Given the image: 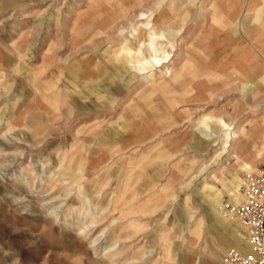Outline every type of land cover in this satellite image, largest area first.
<instances>
[{
	"label": "rangeland",
	"instance_id": "374dc122",
	"mask_svg": "<svg viewBox=\"0 0 264 264\" xmlns=\"http://www.w3.org/2000/svg\"><path fill=\"white\" fill-rule=\"evenodd\" d=\"M127 1L0 0V264H228L250 249L222 204L264 169V0ZM140 10L179 30L173 87L116 64ZM207 114L240 135L224 154V132L194 130Z\"/></svg>",
	"mask_w": 264,
	"mask_h": 264
},
{
	"label": "bare ground",
	"instance_id": "6f19581e",
	"mask_svg": "<svg viewBox=\"0 0 264 264\" xmlns=\"http://www.w3.org/2000/svg\"><path fill=\"white\" fill-rule=\"evenodd\" d=\"M147 13H150V11L145 12L140 10V12H138V17L136 19L138 25L135 29H133L130 32V34L126 36L125 46L122 47L120 50H118L119 51L118 55L120 59L116 57V64L126 65L127 63L128 66L135 69L136 73L141 76L142 74H149V78L145 77L143 79L169 78L170 80L169 79H167L168 81L165 80L163 82V85L164 86L168 85L173 87V84H171L172 83L171 80L173 81L174 78L177 77L176 75L179 70L177 71L169 63L170 52L166 50L168 48L173 50V48L175 47L177 52H181V48L179 47L178 41L172 38V36L174 38L175 36H177L179 30H173V31L171 30L172 32L167 34L166 30L170 31V29H168L170 28L169 20L162 16L156 17L155 19V16H153L154 14H147ZM247 37L248 39L250 38L249 33ZM233 51H235L234 53V56H236L235 61L242 62L241 61L242 59L238 55V52L236 53L235 49ZM221 54L223 56L227 55L226 50L222 51ZM255 65L256 64L250 65L249 70H254ZM162 67L164 68L163 71L161 69ZM238 67H237L238 71L240 73L243 72L242 71L244 70L243 65ZM154 69L159 70V73L156 76L155 74L150 73V71H153ZM232 129L233 128H231V125L226 120L208 114L201 117V119H199V121L196 122L194 125V130H198L201 133L209 132V136L211 135L210 136L211 138L219 137L220 134L224 132L223 133L224 138L222 139L223 149L217 155L224 154L225 152L224 148L228 147L230 138L237 139L240 137V135H238L236 131H231ZM232 159H234V156H232ZM224 167H226V165ZM245 168L250 170V167L247 164H244L242 166V169ZM237 169H239V167ZM230 180H232V178H230ZM227 213L232 214L230 211H228ZM241 249L248 250L247 247L244 246L241 247Z\"/></svg>",
	"mask_w": 264,
	"mask_h": 264
},
{
	"label": "built area",
	"instance_id": "2783aa9c",
	"mask_svg": "<svg viewBox=\"0 0 264 264\" xmlns=\"http://www.w3.org/2000/svg\"><path fill=\"white\" fill-rule=\"evenodd\" d=\"M228 159L225 162L227 166ZM239 192L243 196L241 203L226 201L222 208L230 211L240 222L245 239L250 247L248 251H231L227 256L230 264H264V169L244 177Z\"/></svg>",
	"mask_w": 264,
	"mask_h": 264
},
{
	"label": "crops",
	"instance_id": "0c3cea01",
	"mask_svg": "<svg viewBox=\"0 0 264 264\" xmlns=\"http://www.w3.org/2000/svg\"><path fill=\"white\" fill-rule=\"evenodd\" d=\"M128 2V4H140V2H142V0H128L127 1ZM123 4H125V1L124 2H122ZM165 17V16H164ZM227 50V49H226ZM262 53V52H261ZM263 55H264V53H262ZM250 55L253 57H255V59H253V61H257V62H259V59H258V57L256 56V55H252V53H250ZM257 65L259 66V63H257Z\"/></svg>",
	"mask_w": 264,
	"mask_h": 264
}]
</instances>
